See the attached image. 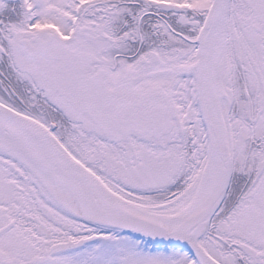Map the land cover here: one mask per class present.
Segmentation results:
<instances>
[{"label":"snow or ice","instance_id":"1","mask_svg":"<svg viewBox=\"0 0 264 264\" xmlns=\"http://www.w3.org/2000/svg\"><path fill=\"white\" fill-rule=\"evenodd\" d=\"M0 264H264V0H0Z\"/></svg>","mask_w":264,"mask_h":264}]
</instances>
